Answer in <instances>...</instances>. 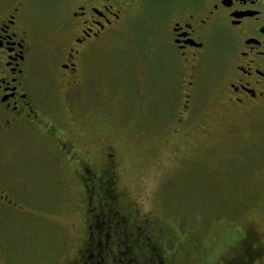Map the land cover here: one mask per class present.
I'll return each mask as SVG.
<instances>
[{"label":"rangeland","instance_id":"rangeland-1","mask_svg":"<svg viewBox=\"0 0 264 264\" xmlns=\"http://www.w3.org/2000/svg\"><path fill=\"white\" fill-rule=\"evenodd\" d=\"M142 4L154 23L134 18L81 62L76 84L53 70V45L38 52L42 122L0 133V264H73L94 197L112 200L113 218L157 264L168 238L166 264H264V106L238 114L209 84L179 121L162 33L169 1Z\"/></svg>","mask_w":264,"mask_h":264},{"label":"flooded vegetation","instance_id":"flooded-vegetation-1","mask_svg":"<svg viewBox=\"0 0 264 264\" xmlns=\"http://www.w3.org/2000/svg\"><path fill=\"white\" fill-rule=\"evenodd\" d=\"M43 1L0 0L1 134L22 122H42L34 103L35 64L41 47L53 45V70L73 85L81 62L127 30L134 18L144 16L149 25L154 23L142 0H54L52 7H45ZM162 1H169V22L162 33L175 73L169 87L176 93L181 90L179 97L183 93L184 98L179 121L196 111L195 104L209 84L228 110H260L264 106V0ZM221 36L226 46L218 51ZM59 144L67 146L61 139ZM94 199H88L89 225L99 205ZM108 201L103 208L112 206ZM146 249L154 248L148 244Z\"/></svg>","mask_w":264,"mask_h":264},{"label":"trees","instance_id":"trees-1","mask_svg":"<svg viewBox=\"0 0 264 264\" xmlns=\"http://www.w3.org/2000/svg\"><path fill=\"white\" fill-rule=\"evenodd\" d=\"M94 209H96V215L94 222H90L89 225L87 246L73 264H157V261L143 252L141 242L137 238L118 226L116 216L113 218L112 206L109 208L95 206ZM168 240L169 247L166 246L164 253L159 255L163 264L168 261V253L165 252L175 247L174 239L168 238ZM247 251L249 256H255L251 254L253 251L249 249ZM247 262L243 261L242 264Z\"/></svg>","mask_w":264,"mask_h":264}]
</instances>
